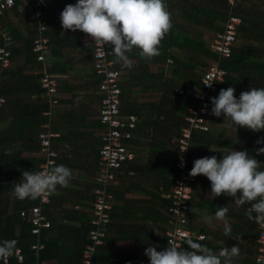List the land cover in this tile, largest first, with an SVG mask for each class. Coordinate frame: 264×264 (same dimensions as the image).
Instances as JSON below:
<instances>
[{
  "label": "crops",
  "instance_id": "1",
  "mask_svg": "<svg viewBox=\"0 0 264 264\" xmlns=\"http://www.w3.org/2000/svg\"><path fill=\"white\" fill-rule=\"evenodd\" d=\"M251 1L249 0V2ZM21 2L26 15L27 6H24L22 0ZM25 3L27 5L28 2ZM47 3L49 5L48 0ZM75 3V0H51V5L55 8V11L52 14L45 15L46 22L48 21L47 31L49 32L51 28L49 22L54 21L56 23L55 25L59 28H55L58 35L65 39V45L60 49H57L56 45L54 47L50 44L51 52L48 55V60L52 64L51 67L53 66V71L64 74L66 78L60 82L58 87L60 107L54 109L50 116H46L44 113L47 110H43L42 116L46 118L44 123L38 124V119L28 117L23 118V121H25L23 125H19L16 122L17 117L25 113L37 112L38 110L35 109L34 105L41 104L40 102H42L46 107L48 106L45 100L42 99L40 92L32 91V87L30 86L31 77L28 78L26 76V74L34 75L36 73V65L34 63H27V59L23 54L13 53L11 56V66L0 73V89H4L6 84L16 85L19 82L24 83L22 88L18 90L14 89L11 93L4 95L7 98V103L0 110L3 111V114L0 115V137L2 138L4 136L8 138L21 133H28V128L30 129V126H32L34 131L31 132L35 133L36 138L37 131H41L47 125L51 131L58 132L61 135L54 142V147L59 152L58 165L64 164L69 167L73 172V179L70 181L69 187H58L56 192L51 195L46 212L49 220L50 218L59 220L62 226L67 224L79 226L80 222L78 217L80 216H82L83 220L90 219L91 190L95 185L94 175L97 170V157L100 148L98 134L101 131V125L97 119L100 95L95 86L96 78L91 55L92 39L81 31L72 32L69 30L65 32L61 26V12L66 5ZM28 5H31V3H28ZM253 7L257 11L263 10L264 0H254ZM7 17L11 19L15 32L21 36L22 41H24L22 37L28 39L31 36L32 31H34V26L28 23L26 18L18 17L12 13L8 14ZM255 17L256 20H260V27H263L264 15L262 13L257 14L256 12ZM47 35L50 38L49 34ZM14 44L17 45L16 42ZM253 44L255 46H262L261 41L257 40L253 41ZM129 60L130 66H121L122 70L126 72V77H128V79L125 78L124 85H122L124 95H122L121 109L124 113H136L141 118V126L135 135L134 141H132V149L135 153L134 163L138 166L133 169L134 173L122 174L120 171L116 172L115 187L118 197L115 196L114 204L116 206H122L124 203H128L130 209L134 211V214L131 215V220L129 219L133 222L132 220L136 216L142 215L141 210L144 208L150 207L152 211H158L167 202L166 199H168L167 195L170 186L168 187L166 185V187L164 182L166 180V174L169 176V173L164 167L168 166L167 161L174 154L172 143L177 137V134L168 132L165 135L164 132L159 131L160 127L156 126L150 120V105L156 102L158 103L159 99L157 97L161 91L159 86L152 85L151 83L144 84L136 82L134 86L132 84L129 87V77L132 74L136 75L144 64L142 62H145V60L140 61L137 56H129ZM129 67L132 69L131 72L129 71ZM172 67L173 64L167 67L168 74H171ZM160 68L157 63L149 64V70L151 72L159 70ZM20 70L22 72L21 76L18 75ZM169 77H173V83L177 86L176 90L178 87H185V85L195 87L186 81L182 83L183 78H177L173 75ZM220 90L215 97L219 95ZM211 120L209 141L203 142L197 133L193 135L196 139H193L194 141L192 140L191 146V149L193 148L195 150L190 156L192 166L198 157L203 158L205 152H210V147L217 151L223 148L247 151L249 156L254 157L261 164H264V153L258 154L261 148L256 146L246 147L244 138L238 134L239 132H237L235 126H229L223 123V117L215 116V119L211 118ZM230 140H232L231 145L229 143L217 145L221 141L228 142ZM2 144L6 155H19L14 158V161L20 160L23 162L25 159L40 158L38 149L31 150L29 148L27 151H24L22 143L18 140ZM155 147L158 150L157 153L153 154L152 151ZM216 153L218 158L223 157L222 152ZM37 166L38 163L30 162L28 164L29 168L22 169L25 171H34ZM7 174L9 175L2 178V181L6 185L13 180L19 182L22 178V172L19 170H13ZM11 193V195L6 194V196L9 195L11 198L10 206L12 205L13 199L16 198L14 192L12 191ZM218 206L228 207L227 224L224 221L215 219L208 221L205 219L206 216L215 213ZM248 207L250 205H236L232 198L228 196L221 195L214 198L211 195V182L203 175L197 176L189 216L190 228L196 232L205 234L206 238L199 240V242L214 252L218 253L224 247L231 248L237 246L239 248V254L233 259V264H251L255 252V243L253 240L255 228L257 231V223L250 220L246 215ZM114 212L120 213L121 211L116 208ZM69 216H74V218H69ZM127 221L125 220V222ZM143 222L149 231L161 234V236L165 235L164 230L162 228L160 229L159 225L161 224L162 227H165L166 221L161 222L158 220V223H155L149 219H145ZM225 228H230L229 235H225ZM112 234L116 236L118 232L113 231ZM140 240L145 246H156L152 238L148 240L140 238ZM140 246L141 244H138L137 240L133 238H116L111 243V248L122 251L130 249L136 250L140 260L144 264H150L149 257L145 255V251L140 250ZM111 258L116 259V257ZM46 261L52 262V264H58L56 259ZM116 262L117 259L111 264Z\"/></svg>",
  "mask_w": 264,
  "mask_h": 264
},
{
  "label": "trees",
  "instance_id": "2",
  "mask_svg": "<svg viewBox=\"0 0 264 264\" xmlns=\"http://www.w3.org/2000/svg\"><path fill=\"white\" fill-rule=\"evenodd\" d=\"M22 1L24 3V0ZM48 1L49 5L47 3L45 15L52 14L55 11V8L51 5V0ZM25 2L32 3L34 0H25ZM165 2L168 6V10L172 13L171 20L173 26L162 40V44L160 46L161 54L151 61L142 62L144 64L141 66V69H139V72L136 75L132 74L133 76L131 75L129 77L128 86L130 87L132 84L134 86V83L136 82L144 84L151 83L152 85L159 86L161 91L160 95L158 96L159 101L158 103L156 102L153 105H150L151 114L149 118L154 124H156V126L160 127V132H164L165 135H167L168 132H173L178 136V129L184 123V116L187 114V108L192 105H196L198 100L195 97L189 95V93H185V95H178L176 91L177 86L175 83H173L174 79L173 77L169 76L173 75L177 78H183L184 81L190 83L191 85L193 84L196 88L201 87L200 74L202 65H205L204 59H218L217 54L206 47L205 40L202 37V31L205 29L222 30L223 22L228 16L229 5L227 0H165ZM252 6H254V0L251 2H249V0H245L242 2H237L232 8L234 13L242 18V23L239 26L240 40L238 41L237 45L231 49L232 52L229 57L220 59V65L228 71V74L225 76L224 82L220 84L219 90L233 87L235 89V96L237 99L239 98L242 91L250 90L251 87L264 88V25L263 27H260V20L255 19L256 12L257 14L262 13L264 15V9L257 11L256 8H251ZM11 13L18 17L21 16V18L27 17V12L25 15L22 8L21 0H17L16 5L9 10L8 14ZM8 14H6L5 17L1 19V21L2 32L4 34H10L12 37L13 45H10V47L11 51L13 50V52L11 53L23 54V56H25L27 59V63H34L36 65V73L34 75L26 74V76L28 78L31 77L30 86L32 87V91L42 92L43 90L41 89L39 81L43 70L42 65L35 58V53L31 52V39L35 36L36 30L34 28V31H32V34L28 39L22 37V39H24V41H22L21 36L17 35L15 32V28L11 23V19L7 17ZM55 24L56 23L54 21L49 22L51 28L49 32L47 31V34L50 36V44H52L54 47L56 45L57 49H60L65 45V39L58 35L56 29L59 28ZM191 30H194V33H191ZM255 40L261 41L262 46H255L253 44V41ZM2 42L3 36L0 35V44ZM14 42H16L18 46L14 44ZM174 50L179 51V54H175L173 52ZM129 56H137L140 61H144L135 51L130 53ZM169 60H171V62ZM47 63V70L54 72L53 66L51 67L52 64H50L49 60ZM150 63H157L161 68L151 72L149 70ZM172 64L173 67L171 74H168L167 67ZM118 66L121 67L120 64H118ZM196 66L200 68L199 71L197 70ZM131 70L132 69L129 67L130 72ZM21 73L22 72L20 70L18 75L21 76ZM122 73L126 74L124 71H122ZM95 78V83H97L99 81V76L95 74ZM22 85H24L22 82H19L16 85L6 84L4 89H0V95L6 98L4 95L11 93L14 89L18 90L22 88ZM122 95H124V89H122ZM40 103L41 104L34 105L35 109L38 110L37 112L28 114L25 113L24 115L17 117L16 122L19 125H23L25 123L23 118L28 117L35 118L36 120L38 119V124L44 123L46 118L42 116V112L43 110H47L48 107H46L44 103ZM2 114L3 111H0V115ZM211 118L215 119V116H210L209 119ZM236 130L239 132L238 134L242 135L244 138L246 147L256 146L259 148H264V131L253 132L242 127H237ZM31 131H34L32 126H30V129L28 128V133H21L15 135L14 137L8 138L4 136H2V138L0 137V241L15 239L18 242L16 246L21 247L23 253L26 255L25 262L21 264H27L28 262L34 260V258L36 259L35 256L30 255L29 250L30 245L36 242L37 238L39 237L31 233L30 221L27 219V217H21L19 215V211L23 208H28L31 205L39 203V198L35 200L26 199L23 201L14 198L12 205L10 206L11 198L9 195L12 194L11 192L13 191V184L15 182L10 181L8 182V185H6V183L2 181V178L8 172L13 170L29 168L28 164L30 162H36L39 164L41 158L31 160L25 159L26 161L23 160L24 163L20 160H17L18 162L14 161V158L18 157L19 155H6L4 153L2 143L18 140L22 143V148L24 151H27L29 148L31 150L38 149V131L36 138L35 133H32ZM195 133L199 134L198 136L203 142H207L210 139L209 132H200L197 130ZM193 139L196 138L192 136V140ZM258 141H261V143H258ZM227 143L231 145L232 140L228 142L221 141L217 143V145H225ZM157 150V147H155L152 153H157ZM193 151H195L193 148L190 149L189 159ZM204 154L205 156H217L216 152H205ZM167 163L168 166L164 168H166L169 176L166 174V180L164 183L165 186L168 185L169 187L171 186L173 178L179 174V171L177 170L176 160L174 157L168 160ZM56 165H58V163ZM137 166L138 165H136L133 160L131 162H127L126 166H122L119 171L122 174H128L130 173V169L133 170ZM195 183L196 180L194 185ZM112 192L114 196L118 197L116 187L112 188ZM6 194L9 195L6 196ZM166 201L167 202L164 204V206L158 211H152L150 207H146L141 210L142 215L136 216L134 218V220H136L135 222L134 220H132L133 222L130 221L132 218L131 215L134 214V211L130 209L128 203H124L122 206H116L113 204L110 212V222L107 224V230L109 234L106 238L105 244L96 253V259L107 264L111 257H116L117 262L113 264H144L140 260L137 251H134V249L122 251L120 249L111 248V243L116 238L136 239L138 244H141L140 250L143 251H145L148 246L153 245H143L140 238H145L147 240L152 238L156 243V250L158 252L163 251L166 248V235L161 236V234L149 231L143 221L145 219H149L155 223H158V220L161 222H168L167 220L169 213L166 207L169 205L170 200L166 199ZM116 208L121 212L115 213L114 210ZM154 209L156 210V208ZM46 210L47 205L45 207V211ZM69 218H74V216H69ZM50 220L51 226L47 229H44L40 236V239L46 245V247L41 251L40 259L42 261L56 259L58 264H81V253L87 241L86 235L87 230L90 227V221L83 220L82 216H80L78 217L80 222L79 226L68 224L62 226L59 220L51 218ZM125 220L128 221L125 222ZM159 228H162L164 231L166 230L161 224L159 225ZM113 231L118 232V234L114 236L112 234ZM257 233L258 230L256 231L255 228L253 240L254 243ZM47 263L52 264V262ZM6 264L19 263L11 258Z\"/></svg>",
  "mask_w": 264,
  "mask_h": 264
},
{
  "label": "built area",
  "instance_id": "3",
  "mask_svg": "<svg viewBox=\"0 0 264 264\" xmlns=\"http://www.w3.org/2000/svg\"><path fill=\"white\" fill-rule=\"evenodd\" d=\"M17 0H0V35L3 36V42L0 44V73L9 68L12 64L11 35L2 32L1 19L8 14L9 10L16 5ZM245 0H227L229 11L222 30L215 32H204L203 39L206 47L214 51L218 59L205 58V65L201 69V87H180L177 89L178 95L189 92L198 102L187 108V114L184 116V125L180 130V136L173 141V150L176 152V166L179 175L173 178L167 198L170 200L167 206L168 222L165 223L166 247L168 240H174L178 244L188 238L199 237L200 240L206 238L205 234L196 232L190 228L189 213L191 212V202L194 193V181L196 177L189 175L192 166L189 164L188 152L191 145L192 136L195 131H210L211 109L213 107L211 98L218 91L219 83H223L228 71L220 65V59L228 57L231 49L237 43V34L239 25L242 23L241 17L236 15L232 8L237 2ZM26 5V3H25ZM27 6V5H26ZM46 0H35L32 5L27 7V22L36 28V34L31 39V52L35 53V58L42 65V75L40 77V86L43 97L48 104V110L44 113L51 115L53 109L59 106L58 85L65 77L62 73L48 71V55L51 52L50 39L46 34L47 24L44 17ZM94 73L99 76L96 83V90L99 92L100 100L98 106V123L101 125L99 132L100 148L97 157V170L94 175L95 185L91 190V216L90 228L86 235V243L81 253V264H106L96 259V253L105 244L108 236L107 224L110 221V212L112 209L114 194L112 188L116 185V172L126 166L127 162L135 159V153L132 149V141L141 126V118L135 113H124L122 111V85L126 77L122 73V63L114 62V56L111 54V47L105 45L104 48L97 47L92 40V51ZM171 62V60H169ZM6 98L0 96V108L6 104ZM212 123V122H211ZM38 132L39 155L43 158L39 164L38 171L43 170L41 166L47 168L55 165L59 158V152L54 147V140L60 137V133L51 131L49 126ZM134 170H129L132 173ZM50 196L46 195L39 198V203L31 205L28 208L21 209L19 215L31 223V233L35 234L37 241L30 245L29 253L36 259L27 264H48L42 261L41 251L46 247L40 239L44 229L51 226V222L45 211V205L49 204ZM257 237L255 240V252L251 264H264V227L257 224ZM187 249V245H182ZM13 258L17 263L25 262L26 255L21 247L16 246L13 255L7 259H0V263H8ZM110 258L108 263L115 261ZM107 263V264H108Z\"/></svg>",
  "mask_w": 264,
  "mask_h": 264
},
{
  "label": "clouds",
  "instance_id": "4",
  "mask_svg": "<svg viewBox=\"0 0 264 264\" xmlns=\"http://www.w3.org/2000/svg\"><path fill=\"white\" fill-rule=\"evenodd\" d=\"M75 2L66 5L60 14L64 31H81L89 36L97 47L110 46L114 62L125 66H130L129 54L133 51L145 61L158 57L161 54L162 40L173 26L172 13L168 10L165 0H75ZM24 6L26 7L25 1ZM29 6L27 3V7ZM43 13V19L46 20L45 9ZM239 36L238 28L237 41L240 40ZM40 93L42 95V92ZM185 93L189 92L186 91L183 95ZM217 93L218 91L215 96ZM215 96L211 98L213 105L211 114L223 117V123L253 132L264 131V88L251 87L250 90L242 91L238 99L233 87L221 89L219 95ZM42 99L45 100L43 97ZM45 102L47 103L46 100ZM209 151L222 152L223 157L213 155L196 159L189 175L205 176L211 182V195L214 198L224 195L231 197L238 206L250 205L246 215L264 227V170H262L264 164L249 156L247 151L229 148L217 151L212 147ZM260 153H264V148L259 149L258 154ZM39 157L40 164L43 158L40 155ZM57 161L50 168L42 165L41 171L18 169L22 172V178L13 184L15 197L21 201L35 200L54 194L58 187H69L73 172L64 164L56 165ZM39 164L36 169H39ZM228 211L227 206H218L215 213L206 216L205 219L224 221L227 224ZM230 231V228H225V235H229ZM199 240V237L188 238L183 244L168 240V246L163 251L158 252L155 247L148 246L145 255L149 257L150 264H233V259L239 254L237 246L224 247L217 253ZM17 243L15 239L0 241V259L12 256ZM184 244L188 246L187 249L182 246Z\"/></svg>",
  "mask_w": 264,
  "mask_h": 264
},
{
  "label": "rangeland",
  "instance_id": "5",
  "mask_svg": "<svg viewBox=\"0 0 264 264\" xmlns=\"http://www.w3.org/2000/svg\"><path fill=\"white\" fill-rule=\"evenodd\" d=\"M206 31V33L207 32H210V33H212V32H215L214 30H212V29H206V30H204V32ZM204 32L202 31V35L204 34ZM191 33H194V30H191ZM203 37V36H202ZM175 54H179V51H173ZM196 68H197V70L199 71L200 70V68L198 67V66H196ZM184 82V79H182V83ZM159 96V95H158ZM158 98V97H157ZM209 116H214V115H212V114H210ZM211 120V119H210ZM212 121V120H211ZM183 125H184V123H183ZM182 125V126H183ZM182 126L180 127V129H179V133H178V136L175 138V140L180 136V130H181V128H182ZM211 130V129H210ZM196 132V131H195ZM194 132V133H195ZM200 132H203V131H200ZM206 132H210V131H206ZM194 135V134H193ZM191 142H192V140H191ZM191 146H192V143H191V145H190V149H191ZM190 149H189V151H190ZM175 151H174V154H173V156L172 157H174L175 158V160H176V156H175ZM188 160H189V164H190V159H189V152H188ZM191 165V164H190ZM192 166V165H191ZM193 167V166H192ZM36 171H38V169H35ZM34 170V171H35ZM177 170H178V168H177ZM179 171V170H178ZM12 172V171H11ZM10 173V172H9ZM132 173H134V171L132 172ZM7 175H9V174H6L5 176H7ZM179 175V174H178ZM177 175V176H178ZM196 179H197V177H196ZM195 179V180H196ZM14 182H17V181H15V180H13ZM12 181V182H13ZM195 182V181H194ZM193 185H194V183H193ZM194 187H195V185H194ZM170 188V187H169ZM193 195H194V193H193ZM115 200V199H114ZM114 202V201H113ZM114 204V203H113ZM46 205H48V204H46ZM46 205H45V207H46ZM113 206V205H112ZM167 208V207H166ZM168 209V208H167ZM110 222V221H109ZM90 228V227H89ZM89 228H88V230H89ZM88 230H87V232H88ZM108 231V230H107ZM109 234V233H108ZM108 237V236H107ZM9 240H11V239H9ZM105 241H106V239H105ZM112 262H110V264H111ZM5 264V263H4Z\"/></svg>",
  "mask_w": 264,
  "mask_h": 264
},
{
  "label": "bare ground",
  "instance_id": "6",
  "mask_svg": "<svg viewBox=\"0 0 264 264\" xmlns=\"http://www.w3.org/2000/svg\"><path fill=\"white\" fill-rule=\"evenodd\" d=\"M237 43H238V41H237ZM237 43H236V45H237ZM236 45H235V46H236ZM231 52H232V51H231ZM230 55H231V54H230ZM230 55H229V56H230ZM229 56H228V57H229ZM224 58H227V57H224ZM221 59H223V58H221ZM93 69H94V67H93ZM220 84H221V83H219L218 85L220 86ZM218 90H219V88H218ZM4 98H5V97H4ZM6 100H7V99H6ZM120 108H121V107H120Z\"/></svg>",
  "mask_w": 264,
  "mask_h": 264
}]
</instances>
